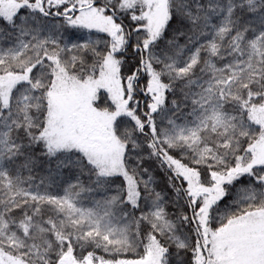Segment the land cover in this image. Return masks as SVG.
<instances>
[{"label":"snow or ice","instance_id":"snow-or-ice-1","mask_svg":"<svg viewBox=\"0 0 264 264\" xmlns=\"http://www.w3.org/2000/svg\"><path fill=\"white\" fill-rule=\"evenodd\" d=\"M0 264H264V0H0Z\"/></svg>","mask_w":264,"mask_h":264}]
</instances>
